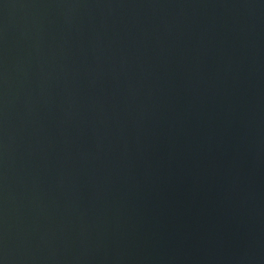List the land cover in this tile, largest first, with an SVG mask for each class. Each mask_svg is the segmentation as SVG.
<instances>
[{
	"label": "water",
	"instance_id": "95a60500",
	"mask_svg": "<svg viewBox=\"0 0 264 264\" xmlns=\"http://www.w3.org/2000/svg\"><path fill=\"white\" fill-rule=\"evenodd\" d=\"M0 264H264V0H0Z\"/></svg>",
	"mask_w": 264,
	"mask_h": 264
}]
</instances>
